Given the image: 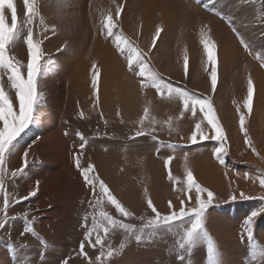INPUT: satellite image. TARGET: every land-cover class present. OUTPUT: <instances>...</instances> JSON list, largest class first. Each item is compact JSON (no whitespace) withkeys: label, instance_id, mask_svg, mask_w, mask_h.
Returning <instances> with one entry per match:
<instances>
[{"label":"rangeland","instance_id":"obj_1","mask_svg":"<svg viewBox=\"0 0 264 264\" xmlns=\"http://www.w3.org/2000/svg\"><path fill=\"white\" fill-rule=\"evenodd\" d=\"M62 1L35 0L34 4V15L31 25L33 38L34 40L42 42L41 47L44 52V60L42 63H45L48 59L53 61L51 64L46 65L38 81V90L42 95V100L37 107L36 123L44 116L41 110H44L46 107L45 80L50 78L49 76L52 70L56 71L55 66L59 63L74 59L73 56L72 58L59 55V50L55 51L56 53H50L46 49V45L50 41V34L46 32L49 30L48 26H55L57 30L62 24L60 23V15L66 19L69 26L73 24L72 19H69V16L73 12L70 11L71 9H64L66 6ZM178 1L185 3L190 1L199 7L200 10L220 22V26L230 32V35L237 42L236 44L242 50L243 54L263 74L264 79V66H262L264 64V0ZM127 2L128 0H103L96 5V2L91 3L90 1L85 5L83 12H81L84 16L86 15L85 20H92V24L94 23L95 34L99 35L106 42L111 43L113 50L124 63L127 74L133 78L138 86L139 99H137L140 105H137L136 110L129 116V113L124 111L122 104L117 101L113 103L112 118L110 119L105 111V115L101 116L100 99L98 103L96 99L95 103L92 101V106L94 108L97 107L98 112L96 111V113L90 114L89 117H87L85 111L79 106V103L72 100V103L75 104L72 106L66 102L63 107V110L66 109L64 113L70 112L72 116H69L70 118L68 117L71 120L64 119L65 117L63 118L64 136L67 140L71 137V140H69L71 141L69 161L65 168L42 167L40 166V159L33 157L25 172L13 177L11 173L17 169H12L9 166V158L6 165L5 190L11 197V204L8 210L7 223L0 227V264H89V259L95 260L97 256H100L101 249L99 246L93 248L88 243H85L84 250L87 253V258L79 254L81 241L86 236L84 226L85 217H87V227L90 229L92 227V218L95 216L98 230L103 235V228L106 226V222L101 217L102 212L111 215L114 219L131 224L134 231L128 233L119 227L110 229L108 236L105 238L104 256L101 257V264H209L207 239H198L190 247L187 244H185L184 248L180 247L184 243V231L187 227H190L194 217L180 222H173L166 226L153 227L148 225V220L154 216L146 206L148 199L153 201L162 215L169 213V201L179 211V200L184 197L180 196L177 189L185 186L187 170L192 171L196 181L202 187L214 193L215 199L207 208L205 214V227L216 249L219 264H264V236H261L259 233L264 230V212H260V215L254 218L252 241H248L247 239L245 225V221L249 216L254 212H259L261 209H264V200L259 198L264 193V188H261L259 184V179L264 178V151L263 153L260 152L252 129L255 118L259 117L264 119V111L263 114L260 112L261 93L258 82L251 75L250 71H248V74H245L238 70V77H241L240 79L243 81V88L241 92H236L234 84L230 82L231 80L228 83L224 79V65L222 55L220 54L222 43L220 38H217V35L215 36L211 33V27H208L207 24L209 23L206 22L199 27L196 33V42L200 51V56L197 57V65L201 71L204 85L198 84V86H194L192 84L193 66L191 55L186 50L187 48H184L183 51H178L177 57L175 56L178 74L164 72L156 60V52L160 47L159 42L165 27L158 25L155 28L154 33L157 28L162 29L160 37L156 41L155 48L151 46L154 33L151 36V40H149L150 42L148 41L149 43L147 42L142 45L140 43L142 35L141 24L137 27L136 37L130 35L123 27L122 18L124 13H126ZM13 3L18 14L20 38L10 45L11 51L9 55L15 56L18 59L16 51L19 52L18 48L22 47L25 60H18L26 66L28 63V52L24 41L28 28L25 25L26 10L24 0H13ZM118 4L123 5V10L119 16V26L117 29H114V32L122 31L124 37L134 41L139 49L144 52H150L151 67L165 78V82L171 84L173 87L188 90L192 94L202 98L210 97L212 99L216 115L220 119V123L228 136V155L224 158L225 164H220L215 158V148L218 145L214 140L199 141L196 144H192L189 139L194 130L195 123L201 115L199 111L197 117H192L190 113H185L183 117H180L182 107L180 102L162 98L156 93L155 89L141 88V79L128 70L127 61L119 54L113 38H105L101 34L102 23L106 20L109 12L114 16L115 8ZM88 10L90 13L92 11V15ZM64 11L67 14H64ZM215 13H220V15ZM5 16L7 22L10 24L11 10L5 9ZM75 20H80L77 25L81 27L75 37L76 41L77 38L80 39L84 34L82 26L85 20L80 19L79 16ZM233 28H235V31H233ZM202 29L208 32L209 37L216 45L218 82L215 93L211 90L209 72L204 70L207 65V56L201 44ZM241 41L248 45L247 50ZM63 50L64 46L61 51ZM185 55L188 57L189 64L187 78H185L183 70ZM95 65L98 69L101 68L98 67V64ZM239 68L242 69L241 66ZM69 69L72 75L74 67H70ZM22 71L26 73V67ZM101 72L102 70L100 74ZM238 77L237 81L240 80ZM249 78L252 79L255 85L253 107L250 114L243 108V103L247 96V81ZM3 84L6 93L13 100L14 107L18 108V101L15 99V90L11 88L10 82L7 81V74H4ZM98 84L100 83L98 82ZM98 86L100 91V85ZM222 91L227 93L225 98L229 101L230 107L234 111L232 112L236 125L235 135L239 138L238 146L234 143L231 132L228 130L221 113L224 107L222 106L224 104ZM229 92L231 95L228 94ZM239 95L242 97L240 98ZM88 101H90V98H88ZM68 104L70 105V111L67 107ZM237 106H240L241 111L246 115L245 128L251 143L255 146V151L245 142L244 134L240 130L239 114L236 111ZM146 107L149 110V117L145 120L144 127L146 129L149 128V121H155L151 126L155 128V132L152 135H155L156 140H153L151 135H141L139 137L135 135L136 131L140 128L139 121L144 117ZM81 113H83V116H81ZM168 121L172 123L173 131L171 132H169L167 127ZM201 127L206 128V122ZM79 134H82L88 141L84 147L83 154L80 156L81 167H87L89 164L95 166V172L104 181L116 199L133 213L131 218L121 217L114 205L107 202L106 197L99 196L98 189L95 199H99L100 203H89L94 199L93 194L85 185L82 175L74 163V156L79 152L82 143ZM261 134H264V125ZM42 136L43 134L35 129L34 125H30L14 142L11 149L21 147V150L24 151V149L33 145L35 141H39ZM240 141L242 142L241 145ZM169 144L179 145L180 147L173 151L168 147ZM90 148L96 149L95 153L99 154V156L93 155L95 160L92 159V154L87 153V150L89 152ZM236 148L238 149V154L234 152V149L235 151L237 150ZM186 154L187 160H185ZM170 156L173 159L171 164L166 167L165 161ZM202 163H210L211 170H208L207 174L211 172L214 175V177L209 175L213 177L212 181L221 175L224 176V178L221 176L222 178L220 177V180L225 182L222 185H224L223 188L226 190L222 186L219 190L213 189L207 185V182L204 183L201 176L202 171H200V164L202 165ZM114 164L116 166L111 167ZM36 168H39V170L43 168L45 172L40 175L36 172L33 173V170ZM126 169L129 172H127L128 183L136 184V190L138 191L139 189L143 190L136 193V195H140L136 199L132 195L129 196V194H126L123 187H118V185L125 183L122 175L124 173L123 171H127ZM169 171H171L173 177L171 180L169 179ZM245 173H247V176ZM24 174H29L30 176L35 174L37 177H30L32 179L31 181L22 179L24 181L20 185L19 180L22 176L25 177ZM207 174L205 179L208 178ZM211 177L208 179L210 180ZM112 180L116 181V184ZM36 181H39L37 195L30 197L28 200H22L24 196L28 195L29 190L36 189ZM156 181H159L161 185ZM24 184L25 186L23 187ZM239 184L242 186L240 187ZM113 185L117 187L118 191H116ZM218 185H221V183ZM23 188L26 189L24 190ZM152 189L154 192H152ZM233 192L238 197L235 201L231 199ZM240 192H244L246 195L254 198L240 199ZM133 195L135 196V194ZM192 195L194 197L195 193L193 192ZM184 199L185 207H191L195 203V199L192 201L187 200V198ZM17 200H21L22 202L16 203ZM39 201L44 202L43 207L36 205V202ZM2 208L3 195L0 194V209ZM3 220L4 215L0 212V221ZM29 226H31L33 231L25 232L24 229ZM137 235L142 236L140 242H137L135 239ZM94 238L95 233H93V240ZM122 244L124 245L123 249L120 248ZM110 249L113 250L111 257L107 255ZM180 257H183V260Z\"/></svg>","mask_w":264,"mask_h":264},{"label":"snow or ice","instance_id":"obj_2","mask_svg":"<svg viewBox=\"0 0 264 264\" xmlns=\"http://www.w3.org/2000/svg\"><path fill=\"white\" fill-rule=\"evenodd\" d=\"M34 4L35 0H24V6L26 10L25 25L28 28L24 41L28 52V63L25 66L18 59H16L15 56L9 55V52L11 51L10 45L20 38L17 9L13 3V0H0V125H2L0 126V194L3 195V208L0 209V212H2L4 215V220L0 221V227L7 223L8 210L11 204V197L5 190V177L7 175L6 165L10 158V149L18 137H20L30 125H34L36 123L37 107L42 100V95L38 90V81L41 78L46 65L53 62L51 59H48L45 63H42L44 60V52L41 47L42 42L34 40L33 38V30L31 25L34 15ZM5 9L11 10L10 24L6 20ZM122 10L123 5L118 4L116 5L114 16L111 12L108 13L106 20L101 25V34L105 38H113L115 47L119 51V54L127 61L128 70L141 79V88L155 89L156 93L162 98L180 102L182 104L180 117H183L185 113H190L192 117H197V113L199 111L201 115L198 121L195 123L194 130L192 131L189 139L192 144H196L199 141L214 140L218 145L215 148V158L220 164H225L224 158L228 155V136L222 124L220 123V119L216 115L212 99L210 97L202 98L198 95L192 94L188 90L179 87H173L171 84L165 82V78H163L158 71H155L151 67L150 52H144L143 50L139 49L134 41L124 37L122 31L114 32V29H117L119 26V16ZM215 14L220 15V13ZM161 31V28H157L152 37L151 46L153 48L156 46V41L160 37ZM233 31H235V28H233ZM201 37V44L203 45L207 56V65L205 66L204 70L209 72L211 90L213 93H215L218 82V59L216 55V45L209 37L208 32L203 29L201 30ZM241 42L247 50L248 45L243 41ZM262 66H264V64H262ZM24 67H26V73L22 71ZM183 70L185 78H187L189 71L187 55L184 56ZM4 74H7V81L10 82L11 88L15 90V99L18 101V108L14 107L13 100L5 91L3 84ZM99 77L100 70L95 64H93L92 87L94 93L96 94L97 103L99 102ZM254 93L255 85L252 79L249 78L247 81V96L243 103V108L246 109L249 114L251 113L253 107ZM236 111L239 114L240 130L244 134L245 142L250 148L253 149V151H255V146L251 143V140L248 137V132L245 128L246 115L241 111L240 106H237ZM81 116H83V113H81ZM101 116H103L102 113ZM148 117L149 110L146 107L144 110V117H142L139 121L140 128L136 131L135 135L137 137L141 135H151L152 139L156 140L155 135H152L153 132H155V128L151 126L155 123V121L150 120V127L147 129L144 127L145 120L148 119ZM205 122L206 128H202L201 125L205 124ZM105 123L107 122L105 121ZM167 127L169 132L173 131L171 121L167 122ZM79 138L82 143L80 145L79 152L74 156V163L76 168L80 171L85 185L91 190L93 194L94 199L89 203H100L99 199H95L97 197L98 189L99 196L106 197L107 202L114 205L116 211L121 217L131 218L133 213L116 199L104 181L100 179L99 175L95 172V166L89 164L87 167H81L80 156L83 154L84 147L87 145L88 141L82 134H79ZM168 147L175 151L180 146L169 144ZM28 156L29 152L25 150L23 152V166L11 173L13 177L23 174L28 168ZM172 159L173 157L171 156L166 159V167L171 164ZM185 160H187V154L185 155ZM245 175L247 176V173H245ZM169 179H173L171 171H169ZM259 184L261 188H264V178L259 179ZM38 186L39 181H36V189L30 191L28 195L22 198V200H28L30 197L36 196ZM177 191L181 197L187 198L189 201L195 199V203L191 207H185V199L181 198L179 200V211H177L172 202L169 201V213L167 215H162L154 205L153 201L148 199L146 206L154 214L153 218L148 220V225L153 227H158L161 225L166 226L173 222H180L194 217V219L191 221L190 227H187L184 231V243H182L180 247L184 248L185 244L190 247L198 239H207L209 264H219L216 249L205 227V214L207 208L215 199L214 193L202 187L196 181L191 170L186 171L185 186L177 189ZM193 192L195 193L194 197L192 195ZM237 198L238 197L236 193L233 192L231 199L235 201ZM239 198L253 199L254 197L248 196L244 192H240ZM259 198L264 200V193H262ZM20 202L22 201H16V203ZM260 212H264V209H261L259 212H254L245 221L248 241H252L253 239L254 218L260 215ZM101 217L103 221L106 222V226L103 228V235H101L100 231L98 230L96 217L94 216L92 218V227L90 229L87 227V217H85L84 226L86 229V236L84 240L81 241L79 254L87 258V253L84 250L85 243H88L93 248L99 246L101 249L100 256H97L95 260L89 259V264H101V257L104 256L103 249L105 247V238L108 236L110 229L119 227L128 233L134 231L131 224L114 219L111 215L102 212ZM141 219H143V217H141ZM24 231L31 232L33 229L31 226H29L26 227ZM93 233H95L94 240ZM135 239L137 242H140L142 236L137 235ZM123 247L124 245L122 244L120 248L123 249ZM107 255L111 257L113 255V250L110 249ZM180 259L183 260V257H180Z\"/></svg>","mask_w":264,"mask_h":264},{"label":"bare ground","instance_id":"obj_3","mask_svg":"<svg viewBox=\"0 0 264 264\" xmlns=\"http://www.w3.org/2000/svg\"><path fill=\"white\" fill-rule=\"evenodd\" d=\"M90 1L91 3L96 2L97 5L98 2H101L103 0H96V1L95 0H63L62 3L66 6V8L64 9H71L70 11L73 12L69 16V19H72L73 24L69 26L68 23L66 22V19L60 15L59 18L61 19L60 23H62L61 26H59L57 30L55 26L52 27L48 26L49 30L46 31L48 34H50V38H49L50 41L46 45L47 47L46 49H48V52L51 53L59 50L60 53L59 55L65 57L73 56L74 59L71 61L66 60L64 63H59L57 66H55L56 71L52 70L49 76L50 78H47V80H45L44 83L46 85V90L44 91L46 93L45 96L47 100L45 103L46 106L45 109L41 110V113H43L44 116L39 121H37V123L34 124L35 129L41 132L43 136L39 141H35L33 145L29 146L27 149H24V151L27 150L29 152V156H28L29 162L33 157L38 158L41 161L40 166L42 167L50 166L53 168L54 167L65 168L69 161V151H70L69 148L71 143V141L69 140H71L70 139L71 137L70 138L67 137L69 138L68 140L65 138L64 136L65 133L63 132L64 129L63 121L66 118L69 119L70 118L69 116L72 115L70 114V112L64 113L66 109L63 110V107L66 104V102L70 103L72 106L75 105L72 103V100L79 103V106H81V108L85 111L87 117H89V115L92 113L94 114V112L96 113L97 111V107L94 108L92 106V101L95 103V99H96V94L94 95V90L93 87L91 86L92 85L91 82L93 79L92 78L93 64H98V67H101L99 70L100 71L102 70L98 81L100 84L98 85H100L99 99H100L101 113L103 114V116L106 113L110 119L112 118L113 103L117 101H119L122 104L124 111H127L129 113V116L136 110V108L138 107L137 105H140L138 101L139 99L138 86L133 80V78L127 74L124 63L122 62V60L119 59L116 52L113 50L111 43L106 42L105 40L100 38L99 35L95 34L93 27L94 23L92 24V20L91 21L87 19L85 20L86 15L84 16L82 12L85 8V5H87V3ZM125 11L126 13H124L122 18L123 27L130 35L136 37L137 27L139 24H141L142 35L140 38V43L142 45L147 43L149 40H151V36L153 35L155 28L158 25H163L165 27V30L159 42L160 47L159 49H157L156 52L157 54L156 60L160 68H162L164 72L170 74H178V69L175 63V59L177 57V54L179 53L178 51H183L184 48H187L186 50L191 55V60H192V66H193L192 84L194 86H198V84L204 85L201 77L202 75L201 71L197 65V57L200 56L199 55L200 51L198 49L196 42L197 39L196 33L199 27L203 25V23L205 22L209 23L210 25L209 24L207 25L208 27L209 26L211 27L212 30L211 33H213V35L215 36L217 35V38L219 37L222 43L220 54L222 55L223 65H224L223 66L224 79H226L227 82L231 80L230 82L234 84L235 91L241 92L243 88L242 86L243 81L240 79L241 77L240 78L238 77L239 76L238 70L245 74H248L249 73L248 71H250L251 75H253L255 80L258 82V87L261 93L260 94L261 109L260 108L259 109L261 114H263L264 111L263 74L259 72V70L257 69V67H255L254 64L250 63L252 61H249L247 59V56L243 54L242 50L236 44L237 42L230 35V32H228L224 27H221L220 22L215 20V18L209 16L207 13L200 10L199 7L195 6L190 1H188V3H185L178 0H128ZM64 14H67V12H65ZM77 16H79L80 19L85 20L82 26V29H84V34L82 37H80V39L77 38L75 41L77 32L81 29V27H79L80 25L79 26L77 25L80 20L79 21L75 20ZM63 46H64V50L61 51ZM18 50L19 52L16 51V56L18 57V59L21 61L25 60V56L23 57V48L20 47L18 48ZM177 60H179V58H177ZM239 66H241L242 69H240ZM70 67H74V71L72 75L70 73V69H69ZM237 77L240 80L237 81ZM221 93H223L222 95L224 101V104L222 105L224 107L222 108L221 113L228 130L231 132V135L234 139V143L237 145L239 143L238 141L239 138L237 135H235L236 125L234 123L235 120L233 116L234 111L230 107L229 101H227V99L225 98L227 93L226 92L224 93V91H222ZM228 94H230V92ZM241 97L242 96H240V98ZM88 98H90V101H88ZM69 106L70 105L68 104L67 107L69 108ZM253 123H254L252 125V129L254 131L253 136L256 140V144L260 152L263 153L264 134H261V131L264 125V119L257 117L255 118ZM241 143L242 142L240 141V145ZM89 150L90 153L88 152V150L87 153L90 155L92 154V159H94L93 155L99 156L98 153H95L96 149L90 148ZM24 151L21 150V147L14 148L13 150L11 149V155H10L11 157L8 163L12 169H19L23 166ZM234 152H237L236 154H238V149L236 151L234 149ZM88 154L87 156L89 157ZM209 164L210 163L208 164L202 163V165L200 164L201 166L200 171H202L201 176L204 180V183L207 182L208 186H210L213 189L219 190L221 189V186L222 188L224 187V185L222 184H224L225 182L224 181L222 182L220 180L222 177L224 178V176L221 175L222 176L221 177L219 175L221 178L219 177L216 178V180L212 181L214 175H212L211 172L210 174H207L208 170L209 171L211 170V166ZM114 166H116V164L112 165L111 167ZM212 169L214 170V168ZM108 171L106 172L108 173ZM35 172L38 175H40L43 174L45 171L43 170V168H41V170H39V168H36L35 170H33V173ZM123 172L124 173L122 175V179L124 180L125 183L124 184L122 183L123 185H118V187L119 186L123 187L125 193L129 194V196L132 195L134 199L138 198L140 195L138 196L136 195V193H139L140 191L143 190L139 189L138 191L136 190V184L134 183L129 184L127 180L129 172L128 170ZM206 174L208 175L207 176L208 178L211 176L213 177H211L210 180L207 178L208 179L207 180L205 179ZM24 175L25 177L22 176L19 180L20 185L24 180L31 181L32 179H30V177L32 176L37 177V175L35 174L32 176H30L29 174H24ZM22 179L24 180L22 181ZM218 179L220 182L219 181L217 182ZM112 181L114 184H116V181L114 180ZM156 182L159 183V181ZM219 183H221V185H218ZM24 186L25 184L23 185V187ZM113 187L116 189V191H118L116 186L113 185ZM223 189L226 190L225 188ZM30 191L31 190H29V192ZM152 192H154L153 189ZM133 194H135L136 197ZM36 205L39 207H43L44 202H40V201L36 202ZM259 233L261 234V236H264V230L260 231Z\"/></svg>","mask_w":264,"mask_h":264}]
</instances>
